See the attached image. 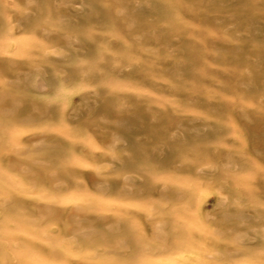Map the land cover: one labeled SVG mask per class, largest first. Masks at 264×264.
I'll return each instance as SVG.
<instances>
[{"label":"rangeland","instance_id":"obj_1","mask_svg":"<svg viewBox=\"0 0 264 264\" xmlns=\"http://www.w3.org/2000/svg\"><path fill=\"white\" fill-rule=\"evenodd\" d=\"M0 264H264V0H0Z\"/></svg>","mask_w":264,"mask_h":264}]
</instances>
